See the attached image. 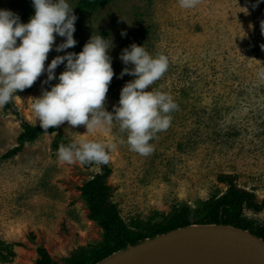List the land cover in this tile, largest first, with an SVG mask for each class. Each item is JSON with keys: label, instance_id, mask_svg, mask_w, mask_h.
Here are the masks:
<instances>
[{"label": "rangeland", "instance_id": "1", "mask_svg": "<svg viewBox=\"0 0 264 264\" xmlns=\"http://www.w3.org/2000/svg\"><path fill=\"white\" fill-rule=\"evenodd\" d=\"M80 2L69 0L77 43L57 52L55 44L65 38L56 35L45 67L56 55L82 50L92 34L111 36L114 74L104 106L112 112L122 86L134 78L119 76L132 67L120 53L133 42L143 44L150 53L168 56L167 71L151 87L170 93L178 108L170 113L168 129L150 141L153 151L146 156L130 149L115 121L91 131L65 121L59 131L42 133L6 157L19 143L22 121L39 124L33 97L57 79L45 83L43 72L30 87L17 90L0 107V264H36L39 247L67 264L74 256L88 258L105 243L81 193L100 165L60 161L53 147L58 132L70 142L114 145L107 181L129 226L160 221L177 205L201 206L227 190L222 180L227 175L264 203V0L255 7V0H199L192 9L181 8L179 0H102L91 7ZM0 8L17 13L21 22L34 14L32 0H0ZM65 63L54 70L57 78ZM243 216L254 229L264 227V206L245 209Z\"/></svg>", "mask_w": 264, "mask_h": 264}, {"label": "clouds", "instance_id": "2", "mask_svg": "<svg viewBox=\"0 0 264 264\" xmlns=\"http://www.w3.org/2000/svg\"><path fill=\"white\" fill-rule=\"evenodd\" d=\"M198 2L179 0L184 9L194 8ZM259 3L260 0H255L253 7ZM32 6L34 14L27 22H21L12 10L0 8V107L8 103L17 90L30 87L46 72L45 83L54 78L57 82L33 97L32 103L42 129L46 131L67 121L68 125H85L91 131L115 121L119 130L126 134L130 149L140 155H149L153 151L150 141L158 132L168 129L172 119L170 113L178 108L170 93L151 87L167 71L168 56L163 52L150 53L143 44L135 42L123 48L120 59L132 67L122 68L119 76L128 73L134 78L122 86L118 105L110 112L105 109L104 102L114 74L109 54L115 46L112 37L99 32L92 34L82 50L56 55L45 67L56 35L65 38L55 44L57 52L77 43L73 36L77 17L69 0H32ZM260 28L264 34V20ZM121 35L126 32L121 30ZM65 61L64 70L57 78L54 70ZM260 75L264 77V72ZM113 147L111 143L81 139L60 144L57 158L67 163L103 165L109 162V150Z\"/></svg>", "mask_w": 264, "mask_h": 264}, {"label": "trees", "instance_id": "3", "mask_svg": "<svg viewBox=\"0 0 264 264\" xmlns=\"http://www.w3.org/2000/svg\"><path fill=\"white\" fill-rule=\"evenodd\" d=\"M102 0H81V7H91ZM7 105V103H6ZM22 132L19 135L18 145L8 151L5 156L10 157L21 150L26 141H33L45 132L59 131L57 126L49 127L46 131L39 124H30L22 121ZM72 143L62 139L58 132L53 141V147L58 149L60 144ZM94 163L85 164L86 167ZM100 171L89 178L81 187V193L89 208V216L104 230V239L100 247L86 258L84 255L74 256L67 264H97L118 251L125 250L129 245L136 244L145 238L155 237L173 229L192 224H227L248 229L252 233L264 238V227L253 228L252 224L243 216L245 209L261 210L264 203L255 201L252 192L237 186L233 176L222 178L228 184L227 190L216 197L205 200L201 206L193 208L187 204L177 205L173 212L156 222H134L132 226L126 224L120 215L118 206L112 200V187L108 184V177L112 169L109 164L100 165ZM39 258L36 264H58L53 260L45 247L38 248Z\"/></svg>", "mask_w": 264, "mask_h": 264}, {"label": "water", "instance_id": "4", "mask_svg": "<svg viewBox=\"0 0 264 264\" xmlns=\"http://www.w3.org/2000/svg\"><path fill=\"white\" fill-rule=\"evenodd\" d=\"M97 264H264V239L227 224H192L129 245Z\"/></svg>", "mask_w": 264, "mask_h": 264}]
</instances>
